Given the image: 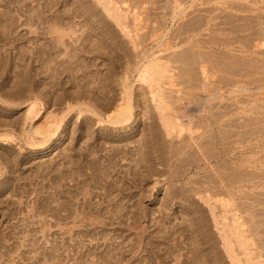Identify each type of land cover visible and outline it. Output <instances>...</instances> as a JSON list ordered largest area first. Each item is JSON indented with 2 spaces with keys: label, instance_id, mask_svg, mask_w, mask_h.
<instances>
[{
  "label": "bare ground",
  "instance_id": "obj_1",
  "mask_svg": "<svg viewBox=\"0 0 264 264\" xmlns=\"http://www.w3.org/2000/svg\"><path fill=\"white\" fill-rule=\"evenodd\" d=\"M94 1L97 2L96 4H98L100 8L102 7L103 13L100 12L101 9L97 11L98 13L95 10V13L92 14L93 16L91 15L89 17H85V14L83 16L81 11V15L79 16L80 18L78 15H75L77 17H74V22H65L66 19L63 15L60 17L58 16L57 19L55 18L56 20H54L53 23H50L52 22L50 21L51 19L49 20L46 18L44 13L42 14V11L38 10L35 11L37 13L33 12L35 16L32 15V17H30V14L28 20L26 19V24L31 27V31L29 30L30 34L36 35V39L38 40L43 39L46 41L49 39L51 43L47 44L48 42H41L39 45V43L35 41V43H33L35 47L32 51L29 48L30 51H27L26 49L23 51V54L22 52H18L19 55H21V60L24 61L25 59H30L31 61L28 60L29 64H26L23 68L22 74H19L21 75V78L17 79L21 80V82L19 83L18 80L19 84H16V91L12 89L10 93L3 92L4 94L2 96L5 100L7 99L6 103H8L11 107L26 104L29 108L27 121H36L34 125L32 124V130L27 133V138L29 139L28 145L36 146L37 144L35 145V142L32 141H37L38 137H40V140L37 143L41 147L51 141H54V139L59 136L58 134L62 128L63 122L67 119V121H70L69 118L71 119L73 116H76L78 121L81 120L87 129L91 126L90 121H92L90 117L88 118V113L99 117V125H104V114L102 116L101 112L97 113L95 107L96 105L94 106V103L92 104L88 100H83V98H86V94L88 92L85 93L86 90L85 92L83 90L78 91L77 94L68 92L66 84V87H64L65 78L63 77V83H60L59 79H62L60 76L66 74L67 77L69 76V79L73 78L74 80L75 78L76 80L78 76L75 72L76 64L78 65L77 61H80L83 57L87 58V55H94L95 57H98L97 59H104V57L108 56L109 53H112L116 55L117 59L121 58L122 60L124 56L119 57V55H117L118 50L122 51L124 48L123 45L127 42L121 40L118 32L115 30L116 26L120 29L122 36L126 37V39L129 38L134 52L140 49L141 46L143 47L144 51L142 49L141 50L144 55L142 53H140V55L142 54L141 56H143L142 58H144L145 61L141 59L137 64H135L134 59L136 55L133 52L128 51L127 48H124L125 50L127 49L125 53L123 52L124 50L122 51L126 54L125 57L128 58V62L127 68L121 78L123 84V88L120 93L121 97L117 99V95V97L115 95L110 97V95L105 98L106 94H103V96L101 95V97L106 99L104 100L106 101V104L104 105L107 109L111 112L112 109H114V112L109 115L107 119L112 125H116V127L121 128H127L129 123H132L131 126L133 123L136 124V121L139 119L136 109L138 107L139 110V106L142 101L145 109L144 116L151 121L148 125H145L146 129L144 130V139L140 148L137 147V151L134 150L135 152H132L129 156L132 158V162H134V168L131 167V172L128 173L133 175L130 181L133 184H136L135 182L137 180L146 182L149 177L163 174V172H165L164 174H166V176H169L168 180L171 182L175 180H182L191 170H193L194 166L205 165V168L203 166V168L200 167L199 170L206 174L198 180L194 179L187 183V185L192 186L191 188L184 186V188L180 189V191H174V188L172 190L170 189V191L168 190L169 192L166 195L167 198L164 201V203H166L164 204L165 207L163 210L161 209V213L166 216L163 218L164 221L165 219H171L170 211H174L176 208H180L181 212L188 216V220L186 219L187 221H185L191 226L189 234H194L193 237L190 235V237H192V241H190L188 245L194 246V254L197 253L198 255L199 251L202 253L205 252L204 264H264V140L256 142V144L254 142V148L250 149L249 152L241 154L239 158H236L237 160L232 158V156L235 155L234 151L236 149L250 145L253 136H256L255 139L258 140L259 138L257 139V135L264 134V19L262 20L261 15H259L256 19L252 16L253 14L248 15L249 13H253V11H255L248 5L250 3L252 4V2H250L251 0H241L243 3H235V0H203V2L199 5L209 6L213 4L214 7L201 9L203 10V13L205 11V15L200 13L199 16L195 18L193 17L187 22L183 21L186 23H181L176 32L173 31L176 34L175 36H172L174 38H169L170 40L168 39V41L163 40L166 36L162 33L168 24L167 13H165V15L163 13V15L156 17L155 19L150 18V21H146V17L144 15L147 12L145 8L148 6H143L144 2L140 7L132 9L135 29L131 30L130 25L128 26V22L130 14L132 15V13H128L130 12L129 9L131 6L127 5V0ZM158 1L151 0L149 3L156 4ZM187 1L188 0H168V7H166L168 10L170 8L171 13L169 15H171V20L181 21L184 19V4ZM38 2H41L43 7L47 9L52 5L51 3H47L46 0H38ZM59 2L60 1H58V3ZM24 5L25 4L22 6ZM55 5L56 4H54V6ZM83 5L84 4H82V6ZM79 6L81 7V5ZM126 6L127 8L125 9ZM191 7L195 6L193 5ZM82 8L85 9V6ZM139 8H142L143 12L139 11ZM41 10H43V8ZM90 10L91 9L88 8L87 12L93 13L94 10ZM168 10L165 12H168ZM214 11H220V13H218L217 16L216 14L211 15ZM99 12L104 14L105 17H101ZM186 14L188 15V13ZM155 16L156 15H154V17ZM10 17L12 18L13 16ZM9 18L7 17V19ZM108 18L112 20L114 25L108 21ZM219 18L222 19L220 22L218 21L215 24L214 28H206L212 24L213 21L216 22ZM12 21L11 23L7 22L10 23V26H7L8 29L4 27L6 30L2 32L3 40L10 41L13 44H18L19 42L21 44V42L26 40L24 37L18 34L15 35L18 37L10 35L13 28L17 27V19L15 18ZM148 21L154 26V28L151 29L152 31L150 30L151 34H148L146 37H148V39L150 38L153 42L156 40L158 41L160 44L158 47L160 49L159 51L168 52L176 49L175 51L173 50L174 54L171 53L169 56L167 55L168 57L165 60L162 57H158L155 52L151 53V55H147L148 52H145V43L147 40L143 35L144 33L142 34L141 31L146 29ZM35 23L39 25V28H37V26V29L35 28V30H33ZM80 23H82V29L78 30L77 26L81 25ZM144 23L145 26L143 25ZM142 25L143 27L139 29L138 27ZM88 27L94 29L92 30L93 34L96 33V30L98 31L95 37H93V34L89 35L87 32L88 30L86 29ZM195 31H200L199 35L202 36V39H195ZM202 31L210 32V36L206 37L205 35L207 34H202ZM165 34L167 33L165 32ZM187 34H191L192 36L188 37L186 40L182 39V37ZM203 36H205V38H203ZM176 39H179L180 41V45L178 47L177 44H173V41ZM122 41L124 43H121ZM178 49L179 51H177ZM137 52L139 54V51ZM37 53H39V55ZM10 54L11 53L7 50L0 54V70L3 74L8 73V68L11 63V60H9ZM36 54L37 57H34ZM137 57L140 56L137 55ZM38 58L45 64V69L44 71L42 69L41 74L37 72L38 74L36 75L33 74V65L30 66V64H33L35 59L39 60ZM84 60L86 61V59H83L82 62ZM112 62L113 66H115V61ZM84 66L86 65H80V69H78V71L76 68L77 73H87L85 68L88 66ZM61 67L64 69H61ZM132 72L136 73L137 83L145 85V88L142 87L141 89L142 93L139 102L136 100L137 97L135 95L136 90L133 87L134 85L129 86V79L126 78V75ZM42 74H44L43 78L46 80L47 78H51V81H48L51 86L49 88L54 90V93L64 90V94L62 95L60 92L61 94L58 93V96L55 95L56 98H52L50 93V95L47 94L49 92V88H44L42 92L45 91V97L43 99H45L46 102L40 101L39 98L35 96L37 92L39 93L36 88L35 82L37 81H35V79H37L36 76L39 75L40 77ZM114 74L112 75L113 77ZM86 77L87 75L85 78ZM108 77L111 78V75L109 74ZM41 78L42 77H40V79ZM109 78L104 77L105 81ZM66 83L71 84L70 86L68 85L69 89L74 84L72 79L67 80ZM171 88H177L178 90L174 92ZM254 88L256 91H253ZM38 89H40V87ZM100 90L101 89L99 88L97 91L99 92ZM103 91L105 92V90ZM115 91L116 90L113 92ZM42 92L37 95H42ZM178 92L181 93V95H177ZM52 95L54 94L52 93ZM48 102L51 103V107L66 105V109L64 110L62 116H58L53 112H48ZM182 104L184 105V108ZM192 105L195 107L193 111L189 110ZM58 109L59 108H57V110ZM10 110L14 111L15 109L10 108ZM43 110L44 113L42 114ZM134 128L132 127L127 132L134 131ZM93 134L94 133H91V135ZM104 136L106 139L113 138V134L109 133L104 134ZM255 139L254 141H256ZM73 140L72 142H74ZM0 141L3 143H11L15 141V137L12 133L5 132L0 134ZM253 145L251 144V146ZM99 149L102 151V148ZM94 153L92 154V151H90L88 152L89 155H84L89 157L91 154L94 155ZM97 153L98 152H96V154ZM125 153L129 155L127 151ZM118 154L119 153H115L116 156ZM84 155L83 158L85 157ZM137 155L139 159L136 158ZM1 159L2 162H0V166L3 168H0V194L6 191V187L9 188L8 186H10V179L6 175V170L9 173H12L14 168H18L23 163L22 160H24L20 157L10 160L9 157H6V155L1 157ZM70 161L73 162L72 160ZM117 163L113 164L114 167L118 165ZM72 165L74 164L71 163V167ZM157 165L169 166V168L167 171H161L160 168L156 167ZM139 167L140 170L141 167H143L142 169L145 168V172H140L139 169H137ZM173 167L174 169L171 171V168ZM92 168L93 167L90 169ZM94 168L96 169V167ZM71 171L72 169L70 172ZM73 173L74 174H72V176L77 172ZM79 175L80 176H78V178L82 177L84 179L83 181L80 180L82 181L81 183H86V180L89 178L88 173L82 172ZM72 176L71 174L69 175V177ZM75 177L70 179L71 182L76 181ZM101 178H103V176H101ZM61 179V181L59 179L60 182L58 192H56L58 198L54 200L57 205L56 214H58L57 221L59 227L62 226V220L74 216L72 215L70 208L72 205L65 202L66 200L64 201V198L68 195L70 199L76 198V195L73 194L74 191L64 188L70 186V184H64L68 177L62 176ZM98 181L99 180H97L96 184ZM81 183L78 182L77 185H81ZM114 184L117 183L114 181ZM89 185L91 186V184ZM84 186L85 185H82L83 188H85ZM119 186L114 185L115 188L111 187L110 189L108 188V190L105 188L104 191L107 193L106 196H110V194L112 195V192L114 191H118L120 195L127 196L126 192L128 191V188H124L122 185L121 187ZM79 188L80 187H78V189ZM220 188L225 189V191L222 190L221 192ZM87 189L88 188H85L86 191L84 194L80 193L83 198L82 202L80 201L81 204H79L81 205L83 214L86 215L83 217L85 220L87 219V215L89 216L88 218H92L93 215L91 214L93 211L101 213L103 210V203L96 202L95 205L97 206L95 207L93 204V198L96 196L99 197L104 193L100 191L102 194L100 192L98 194V192H93L90 189ZM128 195H130V200L128 199L129 202L131 201V197L132 199L134 197L129 193ZM61 199H63V201H60ZM79 199L77 198V200ZM111 200L112 199H110V201ZM69 201L71 202V200ZM110 203L111 202H109V204ZM121 204L123 205V203ZM127 209L129 208L125 204L119 208L117 207L118 214L115 213L116 217L121 219L126 214L125 212ZM135 212H133L134 215L130 218L132 220L131 225H133L132 229L135 228L134 226H137V222L148 216V213L144 211H137L136 214ZM73 218L76 219L77 217L75 216ZM96 222L91 223H99L105 227L104 225L106 223L104 220ZM211 223L213 225H211ZM165 224L169 223L166 221ZM213 227L215 228L216 233H214ZM72 229H70V232ZM172 232L175 233L177 231L173 228ZM183 232L185 233V230L181 231L180 235L184 234ZM145 233H147V231H145ZM137 245L141 246L140 242ZM179 245L177 244L171 246V248L168 249L169 251L167 250L165 253L172 256L174 251H178L182 248ZM154 248L153 257L159 258V252H161V249L158 246H155ZM158 248L159 250L156 251ZM133 249L134 247H132V250H127V247L125 246L120 248L121 257H119V254L117 259L112 256L110 261L105 264H117L122 262L124 254L126 255V253L131 251L135 252ZM58 251L60 253L61 250L57 248L56 252ZM197 255H195V257ZM181 256V254H175L174 257L177 258L175 262H180ZM170 259L169 263L171 264ZM59 261L61 262L60 259ZM148 263L154 264L153 259L150 258ZM159 264H163V262L160 261ZM179 264L184 263L182 261Z\"/></svg>",
  "mask_w": 264,
  "mask_h": 264
},
{
  "label": "rangeland",
  "instance_id": "obj_2",
  "mask_svg": "<svg viewBox=\"0 0 264 264\" xmlns=\"http://www.w3.org/2000/svg\"><path fill=\"white\" fill-rule=\"evenodd\" d=\"M46 1H47V3L52 4L48 9L44 8L43 5L41 4V2L39 3L38 0H36V1L35 0H33V1L32 0H0V14H1L0 17H2V18H0V54H2V52H5V50L9 51V53L12 54V55L10 54L9 60H11L10 61L11 63H10V67L8 68V73L3 74L2 71L0 70V134H3L5 132L6 133H12V135L15 137V141L11 142V143H3L2 141H0V162H2L1 157L5 156V155H6V157H9L10 160H13L17 157L24 159V160H22L23 163L18 168L17 167L14 168L12 173L11 172L9 173L6 170V175L10 179V181H9L10 186H8L9 188L6 187L5 188L6 191L3 192L2 194H0V242H1V245H0L1 246V248H0V264H105V263H108V261H110L112 256H114V258L117 259L118 254H119V257H121L120 248H123L124 246L127 247V250L128 249L132 250V247H134L133 251H135L137 253L131 251V252L126 253V255L124 254L123 261L120 263H117V264H147L148 260L150 258L153 259L154 264H159L160 261H162L163 264L164 263L170 264L169 263L170 258H171L170 259L171 264H179L182 261L184 264H204L203 262H204L205 252L202 253L199 251L198 255H197V253L194 254L195 253V251L193 250L194 246L188 245V243H190V241H192V237L194 236L193 233L189 234L191 226L189 225L188 222H186L188 220L187 219L188 216L185 213L181 212L180 208H176L174 211H170V213H171L170 218L171 219H169V220L165 219V221H164L163 218L166 216H164L165 214L163 215V213H161V211L165 207L164 204H166V203H164V201L166 200V198H167L166 195L170 191V189L172 190L174 188L173 189L174 191L175 190L180 191V189L184 188V186L187 188H191L192 186L187 185V183L191 182L194 179L198 180V179L202 178V176H204L206 173H204L203 171H200L199 168L200 167L203 168V166L205 168V165L194 166L193 170H191L182 180H175V181L171 182L170 180H168L169 176L168 175L166 176V174H164L165 172H163V174H160L157 176L153 175V176L149 177L146 182H141V180H137L139 182L136 181L135 182L136 184H133L130 181V179H132L133 175H130L128 173L131 172V170H130L131 167L134 168V162H132V160H131L132 158L129 156L132 152H135V151H137L138 148H140V145L143 143V139H144L143 138L144 137V130L146 129L145 125H148L151 121L148 120L144 116L145 109L143 107L142 101L140 103V106L138 103L139 110H138V107L136 109V112L138 113V114L137 113L136 114L139 118L138 121H136V124L133 123V125L131 126L132 123L131 124L129 123L127 128H121V127H116V125H112L107 119L108 116L114 112V109H112V112L109 109H107V107L104 105V104H106L105 103L106 101H104V100H106L105 98L109 97L110 95H111L110 97H112L113 95H115V96L117 95L118 96L117 99H119L121 97L120 93H121V90L123 88L121 78L123 77L122 74L125 72V70L127 68V62H128V60H127L128 58H126L125 57L126 54H124L125 51H127V49H128V51H131L136 55V57L134 59L135 64H137L141 59L143 61H145V59L142 58L143 56H141L143 54V52H142L143 47L141 46V48L137 50V51H139V54L137 51L134 52V50L132 49V44L129 41V38L126 39V37L122 36L120 29H118L116 26H115V30L118 32L121 40L127 42L123 45L124 48H127L126 50L123 48L124 51L123 50L122 51L124 53L122 51L118 50L117 55H119V57L124 56L125 58L123 57L122 60H121V58L117 59L116 55H114L112 53L111 54L109 53L108 56L104 57V59L103 58L97 59L98 57H95L94 55H91V56L87 55L88 56L87 58L83 57L80 60L82 62L83 59H86V61L84 60L83 61L84 63L83 62L82 63L85 64L86 66H88V67L84 66V67H86L85 71H87V73H84V72H80V73L78 72L77 73L78 69H80V65L81 66L83 65L80 61H77L78 65L76 64L75 72L78 76L76 75L77 76L76 80H75V78H74V80H73V78H70V79H72V81L74 83V84L72 83L73 86L70 87V89H69V86L71 84L66 83L67 80H70L69 76L67 77L66 74H64V75L60 76V78H62V79H59L60 83H63L65 80L64 85L66 84L67 87H66V85L64 87L68 88V92H71L73 94H77L78 91H82V90L84 92L86 90L85 93L88 92L86 94L87 99L83 98V100H88L92 104L94 103V106L96 105L95 107H96L97 113L101 112L102 116L104 114V116H103L104 120H105L104 125H102V126L99 125V122H98L99 117H97L93 114L91 115L90 113H88L89 114L88 118L90 117L92 121H90L91 126L87 129V127L84 126L85 124L83 122H81V120L78 121L76 119V116H73L71 119L69 118V120L71 122L67 121L68 119L63 122L62 128L58 134L59 136L56 139H54V141H51V142H49L46 145L41 147L37 143L40 140V137H38L37 141H34V140L32 141V142H35L34 143L35 145L37 144L36 146L28 145L29 139L27 138V133H28V131L32 130V124L34 125L36 121L35 120H34V122L27 121V114H28L29 108L27 107L26 104L11 107V106H9L8 103H6L7 99L5 100L4 97L2 96L4 93H10L12 91V89L14 91H16L15 90L16 84H19L21 82V80H19L21 78V75H19V74H22L23 68L26 66V64H29V61H31L30 59H25L24 61L21 60V55H19L18 52H22V54H23V51L26 49L28 51L29 48L32 51V49L35 47L33 45V43H35V41H37L39 43V45L41 42H43V43L48 42L47 44L51 43L49 41V39H47L46 41H44L43 39L38 40V39H36V35L30 34L29 30L31 31V27H29L28 24H26L27 23L26 19L28 20L30 14H31L30 17H32V15L35 16V14H33V12H35L37 10L42 11V14L44 13V16L46 18H48L49 20L51 19L50 21H52V22H50V23H53L54 20H56L58 18V16L60 17L63 15L65 16V19H66L65 22H74L75 21L74 17H77L75 15H78V17H79L81 15V11H82L83 16L85 14V17H87V16L89 17L92 14H94L95 10L97 12L101 9L100 12L103 13L102 7L100 8V6L98 4H96L97 2H95L94 0H82V1L81 0H46ZM58 1H60V2L58 3ZM122 1H124V0H122ZM149 1H151V0H142V2H141V0H127L126 1L127 5L131 6L129 9L130 12H128V13H132V15L130 14L131 20L129 18L128 26L130 25L131 30L135 29V25H134L135 21L133 19L132 9L135 7H140L141 4L145 2L143 6H148L146 8L144 7L147 11V12L145 11L146 14L144 15L146 17V21L147 20L150 21L151 20L150 18L155 19L156 17H160L161 15H163V13H164V15H165V13H167V15H168V18H167L168 24L166 25V27L164 29V31L166 30L165 32L167 34H165V32L162 31V33H164V35L166 36V37H164L163 40H168L169 38L170 39L174 38L172 36L176 35L174 32H176V30L178 29V26L181 23H186L187 21H189V19H192L193 17L195 18V17L199 16L200 13L205 15V11L203 13V10H201V9H206L208 7L209 8L214 7L213 4L209 5V6L199 5V4H201V2H203V0H201V1L200 0L199 1L188 0L184 4V8H185L184 19L181 21H179V20L173 21V20H171L172 19L171 15H169L171 13L170 8H169V10L167 8L168 7V0H166V1L165 0H159V1L157 0L158 2L156 4L149 3ZM87 2H88V4H87ZM128 2H130V3H128ZM240 2L243 3L241 0H239V1L235 0V3H240ZM250 2H252V4L250 3L248 5L253 10H255L256 12L253 11V13H249L248 15L253 14L252 16H254L255 19L258 18L259 15H261L262 20H263L264 19V16H263L264 15V12H263L264 0H251ZM253 2H255V3H253ZM18 3H20V4H18ZM53 3L56 5L54 6ZM76 3H78V4H76ZM23 4H25V5L22 6ZM82 4H84V5L82 6ZM86 4H87V7H86ZM137 4H138V6H137ZM79 5H81V7ZM88 5H89V7H88ZM193 5L195 7H191ZM84 6H85V9L82 8ZM93 6H95V7H93ZM9 7H10V9H9ZM11 7H12V9H11ZM42 8L44 11L41 10ZM79 8H81V9H79ZM88 8L91 9L90 11L94 10L93 13L87 12ZM126 8H127V6L125 7V9ZM165 8H167V9H165ZM123 9H124V6H123ZM148 9H149V11H148ZM197 9L198 10L200 9L199 12ZM166 10H168V12H165ZM139 11L143 12L142 8H139ZM4 12L5 13L7 12L6 14H7L8 18L10 16H13L12 18L17 19V21H16L17 27L13 28L12 32H10L11 33L10 35H12L13 37H18V36H15L18 34V35H21L22 37H24L26 40L24 42H21V44H20V42L18 44L17 43L13 44L10 41L3 40L2 32L4 30L8 29L7 26L9 27L11 21L14 20L11 17L9 19H7L6 14ZM35 13H37V12H35ZM87 13H88V15H87ZM101 13L99 15L101 17H105V15L101 14ZM186 13H188V15ZM218 13H220V11H214L211 15L216 14V16H217ZM3 14H4V16H3ZM67 14H68V16H67ZM154 15H156V16L154 17ZM222 15H224V14H222ZM221 19L219 18L216 22L213 21L215 23L212 22V24H210L206 28H209V27L214 28L215 24L218 21L220 22ZM3 21H5V22H3ZM108 21L113 24L112 20H110L109 18H108ZM149 21H148L146 29H143L141 31L142 34L144 33L143 35L145 37L148 36V34L150 35L151 31H152L151 29L154 28V26L151 25V23ZM183 21H186V22H183ZM7 22H10V23H7ZM5 24H6V26H5ZM80 24L81 25L77 26L78 30L82 29V23H80ZM143 25L145 26V23ZM143 25L138 27V28L139 29L142 28ZM36 27L39 28V25H37V23L34 24L33 30H35ZM49 27H50V25H49ZM86 29L88 30L87 32L89 33V35L93 34V31H92V30H94L93 28L91 29L88 27ZM199 32L200 31L194 32V35H195L194 37L197 40L202 39V36L199 35L200 34ZM202 32H203L202 34H204V35L207 34V35H205L206 37L210 36L209 35L210 32H206V31H202ZM97 33H98V31L96 30V33L93 34V37H95ZM140 33H139V35H140ZM191 36H192L191 34H187L184 37H182V39L186 40L188 37H191ZM205 36H203V38H205ZM145 37H144V39H145ZM162 38H163V36H162ZM146 40H147V42L145 43V45H146L145 52H148L147 55H151V53L155 52V54L158 57H160V58L162 57L165 60V59H167V57L171 53L174 54L173 50L174 51L176 50V49H173V50H171L172 52L171 51L160 52L159 51L160 49L158 48L160 44L158 43L157 40L153 42L150 38L148 39V37H146ZM123 41L121 43H124ZM179 42H180L179 39H176L175 41H173V44H175V45L177 44V47H178L180 45ZM5 44H7V45H5ZM130 45H131V47H130ZM177 51H179V49ZM140 53H142V54L140 55ZM37 54L39 55V53H37ZM37 54L34 57H37ZM128 54H129V52H128ZM137 55H139L140 57H137ZM164 57H166V58H164ZM41 61H40V59L39 60L35 59L34 63L30 64V66L33 65V70H34L33 74H36V75L38 73L41 74L42 69L44 71V69H45L44 65L45 64L42 63ZM112 61H115V66H113ZM122 61H123V63H122ZM119 64H120V66H119ZM113 67H114V71H113ZM62 68L63 67H61V69ZM76 68H77V71H76ZM83 70H84V68H83ZM112 73L114 74V77L112 76L113 75ZM132 73H133V75H132ZM132 73L126 75V78L129 79V81H128L129 86L134 85L133 87L136 90L135 95L137 97L136 100L139 102V99H140L141 93H142L141 89H142V87L145 88V85L137 83L136 73L135 72H132ZM109 74L111 75V78L108 77ZM42 75H40V77H42L41 79H40L39 75L36 76L37 79H35V81H37V82H35L36 88L39 91V93H41L44 88L51 87L49 82H48V81H51V78L50 79L47 78V80H46L45 78H43L44 74H42ZM84 75L85 76L87 75V77L85 78ZM96 75H97V78H96ZM99 75H101V76H99ZM98 76L100 77V79ZM101 77L103 79H104V77H106V78H109L110 80L106 79V81H105V79H104V81H103V79ZM17 78H19V79H17ZM18 80H19V83H18ZM37 83H39V84H37ZM39 87H40V89H38ZM41 88H42V90H41ZM99 88L101 90L98 92L97 90ZM109 88L111 90L113 88L114 89L111 91ZM48 90H49V92L47 94L48 95L51 94L52 98H54V97L56 98L55 95L58 96L61 93H62V95L64 94L63 93L64 90H60L57 93H54L53 92L54 90H52L51 88H49ZM103 90H105V92ZM114 90H116V91L113 92ZM172 90L175 92L178 89L175 88ZM253 91H256L255 88L253 89ZM44 92H42L43 96L41 94L37 95V94H39L38 92L35 94V96L37 98H39V100L42 102H46V100L43 99L45 97ZM52 93L54 95H52ZM178 93H177V95H181V93H179V94ZM103 94L104 95L106 94L105 98L101 97V95L103 96ZM51 96H49V97H51ZM47 101H49V100H47ZM48 103H47L48 104L47 105L48 112H53L58 116H62V114L64 113V110L66 109V105H61L58 107H51V103L50 102H48ZM182 106L184 108L183 104H182ZM10 108H14L15 110L11 111ZM57 108H59V109L57 110ZM193 109H195V107H193V105H192V107L190 106L189 110L193 111ZM43 113H44V110L42 111V114ZM16 122H17V124H16ZM83 126H84V128H83ZM132 127L133 128L135 127L134 128L135 130L131 131L132 133L127 132ZM113 129H116V130H113ZM111 130H112V132H111ZM91 133H94V134L91 135ZM103 133L104 134H108V133L113 134V136H112L113 138H107L106 139ZM72 137L74 140L72 139ZM253 137H252V142L250 143V145L246 146V147H239L238 149H236L234 151L235 155H233L232 158H234V159L239 158L241 156V154L249 152L250 149L254 148V145H253L254 142L256 144V142H260V141L264 140V134L263 135H257V139L259 138L258 140L255 139L256 136H253ZM254 139L256 141H254ZM72 140L74 142H72ZM251 144L253 146H251ZM99 148H102L101 149L102 151H100ZM90 151H92V154L95 151L98 153L96 154V152H95L94 155L91 154V156H89V157L85 156V155H89L88 152H90ZM124 151L125 152L127 151L129 155H127V153H125ZM115 153H119V154L116 156ZM83 155L85 156L84 158H83ZM97 157H98V159H97ZM136 158L139 159L138 155L136 156ZM70 160H72L73 162H71ZM71 163L74 164V165H72V167H71ZM114 163L118 164L117 166H115L116 168L113 165ZM1 167L2 166H0V168ZM69 167H71V168H69ZM91 167H93V168L90 169ZM94 167H96V169ZM156 167L160 168L161 171H164V170L167 171V169L169 168V166H161V165H157ZM142 168L143 167H141V170H140V167L137 169H139L140 172L141 171L145 172V168L144 169H142ZM71 169H72V171L70 172ZM93 169H94V171H93ZM173 169H174V167L171 168V171ZM73 170H75V171H73ZM101 170H102V172H101ZM95 171H96V173H95ZM73 172H77V173L79 172V173L78 174L75 173V175L77 174L75 177V175L72 176V174H74ZM82 172L88 173V177H89V178L86 177L88 179L86 180V183L83 182L84 184L81 183L84 179L82 177H80L81 179L78 178V176H80L79 174ZM62 173H63V175H62ZM68 174L69 175L71 174L72 177H69ZM62 176L68 177V179H67L68 181L65 180L64 184L65 183L70 184V186H71V187L67 186L64 188L71 189L72 191H74L73 194L76 195V198L70 199L69 195L68 196L65 195L67 199L64 198V201L66 200L65 202H67L69 205H72V206H70V208H71L72 215H74V216H71L68 219L62 220L63 221V222H61L62 226L59 227L58 226L59 224L57 221L58 220V214H56L57 213L56 212V206L57 205H56L54 200L58 198L56 192H58V186H59V182L62 180L61 179ZM101 176H103L104 179L101 178ZM109 176L111 177V179ZM73 177H75V179H76V181L74 180L75 182H71V180H70ZM58 178L60 179V181ZM137 179H138V176H137ZM77 180H78V182L81 183V185H77V183H78ZM80 180H82V181H80ZM97 180H99V181L101 180L100 181L101 184L98 181V183H97L98 186L96 184ZM106 180H107V183H106ZM113 180L117 184H114ZM118 183L120 186L118 185ZM89 184H91V186ZM112 184L117 185L119 187H121V185H122L124 188H128V191L126 192L127 196L120 195V193L118 191H114V192H112V195L110 194V196H108V195L106 196L107 193L104 190H105V188L108 190V188L110 189L111 187H114V185H112ZM82 185H85L84 186L85 188H88L93 192H98V194L100 191L102 193H104V194H102L100 192L102 195H100L99 197L96 196L95 198H93V200H94L93 204L95 207L97 206V205H95L96 202L97 203H99V202L103 203L102 212L99 213V212L93 211V213L91 214V215H93L92 218H88L89 216L87 215V217H86L87 221L83 218L86 215L83 214V210L81 208V205H79V204H81L82 198H83L81 194L82 193L84 194V192L86 191L85 188L82 187ZM99 185L101 188L99 187ZM102 185L104 186V188ZM108 185H109V187H108ZM77 186L80 188L78 189ZM94 189H96V190H94ZM220 189L219 190L221 192H222V190L225 191V189H223V188H220ZM128 193L134 197L133 199L131 197V201H129V202H128V199L130 200V195H128ZM77 198L78 199L80 198V199L77 200ZM101 198H103V199H101ZM105 198H107V199H105ZM110 199H112V200L110 201ZM69 200H71V202ZM115 200H116V202H115ZM60 201H63V199H61ZM108 201L111 202L110 203L111 205L109 204ZM107 203L109 204V206ZM114 203H115V205H114ZM121 203H123V205L124 204L127 205V207L129 208L125 212L126 214L122 217L124 219H122V218L118 219L115 215V213H117V207L119 208L120 206H123ZM69 205H68V207H69ZM206 209L208 210L207 207H206ZM77 211H78V213H77ZM135 211L136 212L137 211L138 212L144 211V212L148 213V216L146 215L147 216L146 218H142L139 222H137L138 223L137 226H134L135 228L132 229L133 225H131L132 220L130 218L134 215L133 212H135ZM136 212H135V214H136ZM77 214H78V216H77ZM75 216L77 217L76 219L73 218ZM96 217L99 219H97ZM91 219H92V221H91ZM81 220H83V221L85 220L87 223L85 221L83 222ZM97 220H99V221H97ZM103 220L106 223L104 225L105 227H103L99 223L98 224L91 223V222H96V221L101 222ZM74 221L78 222V223H75ZM166 221L169 224H165ZM169 221H171V222H169ZM211 225H213V224L211 223ZM173 228H175V230L177 232H175V233L172 232ZM68 229H69V232H68ZM70 229H72L71 232H70ZM182 229L185 230V233L183 232L184 234L180 235V232L183 231ZM213 229H214L213 230L214 233H216L214 227H213ZM145 231H147V233H145ZM190 235H192V237H190ZM3 237H5V238H3ZM139 242H140L141 246L137 245V244H139ZM186 243H187V245H186ZM147 244H150V245H147ZM177 244L178 245L180 244L179 246L182 248L184 247V248L183 249L180 248L181 251L180 250L174 251L172 256H169L168 254L165 253V252H167V250L169 248H171V246H174ZM181 244H182V246H181ZM151 245H152V247H151ZM155 246H158L161 249V252H159L160 253L159 258L153 257V250L155 249L154 248ZM57 248L59 250H61L60 253H59V251L56 252ZM159 248L156 251H158ZM175 254H177V255L181 254L182 255L180 257V259H181L180 262H175V260L177 259L176 257H174ZM193 254H194V256H193ZM195 255H197V256L195 257ZM59 259L61 260V262L59 261ZM126 261H127V263H126Z\"/></svg>",
  "mask_w": 264,
  "mask_h": 264
}]
</instances>
